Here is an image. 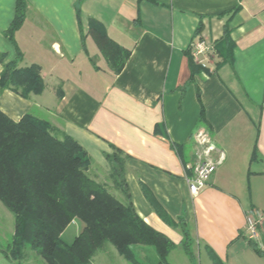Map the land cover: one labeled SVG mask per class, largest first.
<instances>
[{"label":"crops","instance_id":"obj_1","mask_svg":"<svg viewBox=\"0 0 264 264\" xmlns=\"http://www.w3.org/2000/svg\"><path fill=\"white\" fill-rule=\"evenodd\" d=\"M14 7L0 0L3 62L15 56L3 34ZM90 20L129 51L119 72L87 33ZM23 21L19 66L38 65L45 87L28 97L2 89L0 111L50 119L87 152L88 174L125 202L103 173L105 154H122L134 211L175 244L170 264H192L181 224L210 264L209 250L221 264H264L243 233L251 207L264 213V0H27ZM198 39L209 50L196 62ZM196 130L223 160L191 195L183 169Z\"/></svg>","mask_w":264,"mask_h":264},{"label":"trees","instance_id":"obj_2","mask_svg":"<svg viewBox=\"0 0 264 264\" xmlns=\"http://www.w3.org/2000/svg\"><path fill=\"white\" fill-rule=\"evenodd\" d=\"M26 6L27 0H16L14 17L3 33L14 47V58L3 62L0 53V91L9 88L23 97L39 94L45 87L38 65L19 66L23 55L14 33L24 22ZM86 31L110 69L119 72L129 51L114 43L95 20H90ZM189 66L192 71L197 68L191 58ZM81 147L47 120L28 113L14 121L0 111V203L14 216V234L4 255L22 259L30 248L45 264H89L96 251L109 243L129 264H170L168 254L174 242L146 224L128 198L124 156L117 150L105 154L111 183L127 198L122 202L88 174L91 159ZM74 219L82 227L66 242L61 233ZM180 227V248L195 264L189 231L183 224ZM251 245L264 255V250ZM147 247L153 250L154 260L144 253ZM209 253L214 264H221Z\"/></svg>","mask_w":264,"mask_h":264},{"label":"built area","instance_id":"obj_3","mask_svg":"<svg viewBox=\"0 0 264 264\" xmlns=\"http://www.w3.org/2000/svg\"><path fill=\"white\" fill-rule=\"evenodd\" d=\"M209 50V45L203 40H197L191 48V55L194 61L199 62V56L205 55ZM194 144L193 160L184 166L186 183L191 195L199 194V192L207 185L211 175L223 160V153L217 152L213 143L209 139V135L204 130H196L192 134ZM264 213L256 208H250L246 212L244 235L254 243L256 247L263 251L264 241L261 238V224Z\"/></svg>","mask_w":264,"mask_h":264},{"label":"rangeland","instance_id":"obj_4","mask_svg":"<svg viewBox=\"0 0 264 264\" xmlns=\"http://www.w3.org/2000/svg\"><path fill=\"white\" fill-rule=\"evenodd\" d=\"M35 117L47 120L49 124L52 122L44 116ZM107 163L108 169L103 170V173H107L106 177L110 180L108 173L110 171V163L108 161ZM98 179L102 178L99 177ZM12 215L13 214L5 207V205L0 203V264H45L42 258L38 254L34 253V251L30 248L25 249V252L23 253L24 257L22 259H9L4 255L3 250H6L9 243H11L10 241L12 240L14 234V216ZM81 225L82 223L78 219L71 221L66 226L63 233H61V237L63 238L62 240L70 242L74 235L80 231L82 227ZM189 244V248L194 255L193 261H195V264H210L207 260H205L203 254L199 253L198 243L191 240ZM146 250L147 251H144V253H147L149 260H154L155 254L153 250L150 247H147ZM127 262L128 261L123 259V257L115 251V248L111 244L106 243L103 248L96 251V254L92 257L89 264H129Z\"/></svg>","mask_w":264,"mask_h":264}]
</instances>
